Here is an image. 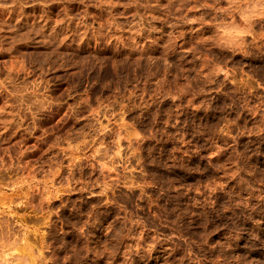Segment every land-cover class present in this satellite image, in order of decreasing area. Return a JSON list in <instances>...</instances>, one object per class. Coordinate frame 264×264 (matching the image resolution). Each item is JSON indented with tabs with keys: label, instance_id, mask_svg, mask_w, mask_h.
Segmentation results:
<instances>
[{
	"label": "clouds",
	"instance_id": "1",
	"mask_svg": "<svg viewBox=\"0 0 264 264\" xmlns=\"http://www.w3.org/2000/svg\"><path fill=\"white\" fill-rule=\"evenodd\" d=\"M0 264H264V0H0Z\"/></svg>",
	"mask_w": 264,
	"mask_h": 264
},
{
	"label": "rangeland",
	"instance_id": "2",
	"mask_svg": "<svg viewBox=\"0 0 264 264\" xmlns=\"http://www.w3.org/2000/svg\"><path fill=\"white\" fill-rule=\"evenodd\" d=\"M60 92H63V88L60 89ZM74 103V100H67V104L64 105L62 110H54L53 114L46 121L39 122L31 136L25 133L23 136L18 135L15 139H23L27 145H36L37 155L41 154L46 148V141L52 138L55 130L78 127L74 115L70 113L69 108ZM41 138L44 139L42 140Z\"/></svg>",
	"mask_w": 264,
	"mask_h": 264
}]
</instances>
